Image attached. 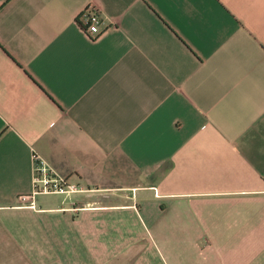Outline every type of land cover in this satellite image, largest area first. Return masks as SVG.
Masks as SVG:
<instances>
[{
	"label": "crops",
	"instance_id": "0c3cea01",
	"mask_svg": "<svg viewBox=\"0 0 264 264\" xmlns=\"http://www.w3.org/2000/svg\"><path fill=\"white\" fill-rule=\"evenodd\" d=\"M0 264H264V0H0Z\"/></svg>",
	"mask_w": 264,
	"mask_h": 264
},
{
	"label": "built area",
	"instance_id": "2783aa9c",
	"mask_svg": "<svg viewBox=\"0 0 264 264\" xmlns=\"http://www.w3.org/2000/svg\"><path fill=\"white\" fill-rule=\"evenodd\" d=\"M101 9L98 7L86 6L78 16L79 23L85 28L89 35L98 33L102 23ZM34 178L32 181V192L23 194L20 199L23 201L30 199V205L34 206V196L40 192H74L80 191L77 184L69 182L66 178L57 174L49 167L46 160L40 155H34Z\"/></svg>",
	"mask_w": 264,
	"mask_h": 264
}]
</instances>
